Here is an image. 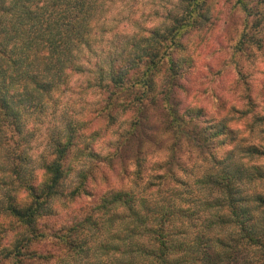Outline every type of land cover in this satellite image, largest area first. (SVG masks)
<instances>
[{
  "label": "trees",
  "instance_id": "trees-1",
  "mask_svg": "<svg viewBox=\"0 0 264 264\" xmlns=\"http://www.w3.org/2000/svg\"><path fill=\"white\" fill-rule=\"evenodd\" d=\"M236 4L237 85L264 0ZM214 5L0 0V264H264V139L183 100L200 65L185 40Z\"/></svg>",
  "mask_w": 264,
  "mask_h": 264
},
{
  "label": "rangeland",
  "instance_id": "rangeland-1",
  "mask_svg": "<svg viewBox=\"0 0 264 264\" xmlns=\"http://www.w3.org/2000/svg\"><path fill=\"white\" fill-rule=\"evenodd\" d=\"M214 3H217V6L214 5L213 12L214 17H216L214 26L195 36L190 33L185 40L186 55H190L191 51L195 50L196 59L200 61V65L197 67V75H193L192 81L187 85L189 92L196 94H190L188 100L186 98L183 100L187 103L198 102L201 107L208 108L213 119H233L231 121L232 127L236 130V140L241 141V144H259L264 139V121L257 122L256 118L251 117V115L264 116V41L262 48H258L251 42L248 43L244 49L245 53L239 55L240 69L244 78L242 82L236 85L229 52L232 49L230 44L239 30L242 15L230 13L232 12L230 10L232 5L238 9L236 0H214ZM254 35L256 38L262 37L256 32ZM205 65L209 68L204 67ZM221 68H225L224 74L220 78L218 74V80H213L214 76L211 77L209 71L215 72ZM210 87L213 88L214 92L223 96L225 104H223V108L216 110L211 105L210 96L202 95V90L209 91ZM249 103L252 104L249 106ZM235 109L239 112L235 113ZM241 112L246 113V115L241 114ZM156 155L157 158L154 159L163 160L165 158L163 150H158ZM154 161H152L153 164ZM151 166V174H153L157 170L155 164ZM185 179L192 186V178ZM194 188L197 187L192 186L191 189L196 190ZM195 195L197 196V193Z\"/></svg>",
  "mask_w": 264,
  "mask_h": 264
}]
</instances>
